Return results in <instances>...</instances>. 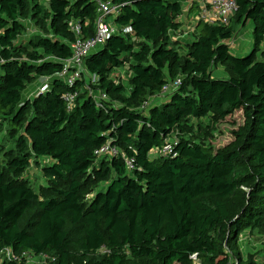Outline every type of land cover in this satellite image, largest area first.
Listing matches in <instances>:
<instances>
[{
  "label": "trees",
  "instance_id": "trees-1",
  "mask_svg": "<svg viewBox=\"0 0 264 264\" xmlns=\"http://www.w3.org/2000/svg\"><path fill=\"white\" fill-rule=\"evenodd\" d=\"M111 1L121 6L113 18L121 31L85 64L98 80L69 87L57 74L77 38L71 25L93 37L98 1L0 0V133L13 142L0 146V252L50 256L40 264H197L194 253L200 264H258L240 239L264 235V0H237L228 25L197 19L190 42L172 36L179 1ZM248 21L254 48L240 57L229 42ZM127 63L125 84L112 73ZM43 77L50 89L24 98ZM177 78L178 89L159 98ZM74 90L69 109L62 96ZM93 90L108 94L102 107ZM237 110L244 121L233 140L207 144ZM172 135L177 156L152 158ZM107 142L120 154L98 159ZM124 155L134 157L133 173ZM33 163L47 180L39 189L25 176Z\"/></svg>",
  "mask_w": 264,
  "mask_h": 264
},
{
  "label": "built area",
  "instance_id": "built-area-1",
  "mask_svg": "<svg viewBox=\"0 0 264 264\" xmlns=\"http://www.w3.org/2000/svg\"><path fill=\"white\" fill-rule=\"evenodd\" d=\"M98 1V18L96 24V32L93 37L83 38L82 28L78 22H73L71 25L72 30L75 32L77 38L71 43L72 55L70 58L62 61L63 69L57 74L59 78L69 87H75L76 84L86 76L91 79V83L97 82L96 75H89L85 67L87 57L98 51L114 34H119L121 29L112 21H107L108 17H115L120 13L121 6L113 3L111 0H97ZM191 3H197L199 5L198 19L213 24L228 25L238 10L237 0H190ZM124 33L133 34L132 27H126L123 29ZM99 48V49H98ZM44 82L38 88L37 93H45L50 89V81L52 77L41 78ZM182 79L177 78L175 81L167 83L163 89L159 98H165L171 92L178 89L181 85ZM78 90L68 92L62 96L63 100L67 103L69 109H71L78 97ZM92 95L98 101L100 107L103 106V101L109 99V96L104 91L93 90ZM178 144L177 136L172 135L169 137L161 148L153 150L157 156H177L176 146ZM98 159L102 157L113 158L120 154L119 149L112 145L111 142H107L101 148L95 151ZM127 169L133 173L137 167L134 157L124 155ZM197 253L191 255V258L199 263ZM50 258L47 254L36 255L32 252H24L21 256L14 253L12 248L6 247L0 252V263L4 260L9 261H26L30 264H40L46 262Z\"/></svg>",
  "mask_w": 264,
  "mask_h": 264
},
{
  "label": "rangeland",
  "instance_id": "rangeland-1",
  "mask_svg": "<svg viewBox=\"0 0 264 264\" xmlns=\"http://www.w3.org/2000/svg\"><path fill=\"white\" fill-rule=\"evenodd\" d=\"M47 3V0H43ZM195 4L192 2V5ZM113 16V15H112ZM108 17L107 21H112L114 17ZM187 16L184 14L181 17L182 20V26L180 30L173 34V37H177V39L181 42H190L194 37L196 33V27H195V21L196 19L191 17V21L188 22ZM249 25L252 27L253 22L248 21L247 25L242 28L244 29V32L247 31ZM254 26V25H253ZM237 31H239L240 27L236 26ZM232 43V40L229 42ZM232 48V44H231ZM254 48L253 46H250L249 49L246 51L247 53H244L240 57L248 56ZM99 49V48H98ZM262 51V49H261ZM131 75V70L129 63H127L125 66L120 67L116 69L112 76L116 81H121L125 84H128V78ZM219 77L226 76L225 70L223 67H219L216 69V74ZM44 82L43 79H38L36 82H32V84L28 87V89L24 93V98H31L37 93L38 88L41 86V84ZM204 122H207L209 120V117L202 119ZM244 121L243 117V111L237 110L234 112L233 115L228 116L225 120L221 121L217 125V129L214 131V133L209 136L210 138L206 141L207 144H211L216 148H220L223 146H226L233 140L232 131L236 129L240 124H242ZM4 145L7 148L13 147V142L6 141V138L3 137V134L0 133V146ZM105 158V157H102ZM100 158V159H102ZM107 158V157H106ZM152 158H157V154L152 156ZM98 164V162H97ZM25 176L29 177L31 180V183L33 184L34 188L36 187L39 189L41 186H44L47 183V180L45 176L43 175L40 166L37 163H33L32 166L26 171ZM107 189V184L103 183L99 190L105 191ZM93 194H89L87 196L88 199L92 197ZM240 247L243 254L246 256L250 252L256 253V259L258 261V264H264V235L259 234L257 232H251L249 230L245 231L241 235L240 239ZM238 248H236V252H238ZM197 264H200L197 263Z\"/></svg>",
  "mask_w": 264,
  "mask_h": 264
},
{
  "label": "crops",
  "instance_id": "crops-1",
  "mask_svg": "<svg viewBox=\"0 0 264 264\" xmlns=\"http://www.w3.org/2000/svg\"><path fill=\"white\" fill-rule=\"evenodd\" d=\"M179 1L183 7H184V14L187 16L186 18L188 19L187 21H191V17L195 18V25L198 19V12L199 8L194 9V4L192 5L190 0H176ZM182 21V20H181ZM29 24L31 22H28ZM196 27V26H195ZM244 27H240L239 31H237L236 35L232 38V43H229L230 46L232 44L231 51L233 54L237 56H241L244 53H247L246 51L249 49L250 46L254 45V37H253V30L254 26L252 27L249 25L247 31L244 32ZM262 51L260 52L259 56L264 57V43L261 47ZM160 100L158 99L156 102L160 104ZM156 155L154 151L151 152V157ZM158 157V156H157Z\"/></svg>",
  "mask_w": 264,
  "mask_h": 264
}]
</instances>
